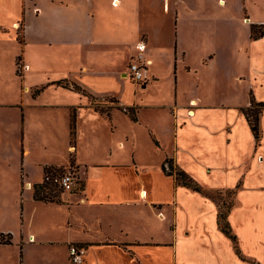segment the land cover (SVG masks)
Masks as SVG:
<instances>
[{"label":"crops","instance_id":"0c3cea01","mask_svg":"<svg viewBox=\"0 0 264 264\" xmlns=\"http://www.w3.org/2000/svg\"><path fill=\"white\" fill-rule=\"evenodd\" d=\"M47 1L63 16L48 22L43 34L62 43L57 49L74 63L68 70L73 75L34 86L39 92L24 87L27 77L48 72L44 55L52 49L50 41L32 44L25 36L19 45L27 69L22 78L14 69L22 82L21 101H0V108L19 109L22 117L26 107L48 108L51 115L66 108L68 156L62 162L38 161L42 175L35 180L23 167L33 146L28 129L17 174L7 127L0 128V234L12 235L11 245H0V264H19L11 257L18 255L12 250L17 237L24 251L36 244L64 247L69 264L71 246L86 249L84 264H264V34L253 39L251 33L252 27H264V0ZM132 56L134 63L148 62L145 83L130 79L131 64L125 69ZM107 65L134 85L133 99L100 96L84 84L92 70L104 76ZM67 80L65 86L54 84ZM49 87L62 103L40 105L38 98ZM87 93L113 97L117 107L105 115L90 108ZM253 102L263 104L259 139L245 115ZM82 116L86 123L98 119L109 125L104 140L91 141L89 158L83 155ZM56 137L51 125L40 142L48 147ZM71 154L82 185L72 192L59 189L62 196L50 203L36 199L59 197L56 187L40 189L45 169L72 167ZM175 170L220 199L179 184ZM224 204L235 241L220 226ZM19 205L22 220L15 231ZM39 210L48 215L38 216Z\"/></svg>","mask_w":264,"mask_h":264},{"label":"rangeland","instance_id":"374dc122","mask_svg":"<svg viewBox=\"0 0 264 264\" xmlns=\"http://www.w3.org/2000/svg\"><path fill=\"white\" fill-rule=\"evenodd\" d=\"M33 3H36L37 7L40 8V15L36 16L37 8L34 10ZM63 10L56 7H52L50 2L47 0H0V101H5L3 104H14L21 101V87L22 82L18 80L15 76L14 69H16V74L20 75L21 78L24 76V67L26 64L23 62L21 45L23 44L24 37L30 43H35L36 41H50L52 42V49L45 50V55H48L46 62L48 72L46 74L42 73L39 76H33L25 82L23 81L24 87L29 88L36 85L47 84L48 82L54 80H60L67 78L69 76L68 71L73 68L72 62L67 61L57 49L61 47L62 43L56 42V40L47 39L48 35L43 34L44 26L48 27L50 24L48 22L54 21L56 19L62 18ZM59 17V18H58ZM14 19H18L16 22L18 28H11V23ZM26 26V35H25ZM14 39L11 40V39ZM18 42V43H16ZM42 46L43 43H40ZM29 47V46H28ZM44 52V50H43ZM19 53V55H18ZM20 56L17 57L16 56ZM135 57H131L130 60L124 65L127 68L130 64L134 63ZM94 69V68H93ZM104 76L96 75L92 70L90 73L92 75H87L84 79V84L91 88L96 94L102 95L114 94L117 95L119 99L128 102L131 98H134V85L127 83V81H121L116 74V68L107 65ZM73 75L72 73L70 74ZM127 77V74H126ZM50 79V81H48ZM67 81H63L66 84ZM69 83V82H68ZM25 90V88H22ZM40 89V87L32 88L31 92L34 93ZM89 98L90 108L96 109L105 115L110 114L117 107L112 103L113 97H94L87 93ZM30 95H26L24 99V104L28 105L30 101ZM40 105H49L51 103H62V101L57 97L52 95L51 88H46L45 91L38 98ZM36 101V100H35ZM73 104L79 103L74 100ZM119 104V103H118ZM117 104V105H118ZM51 109H43L39 107H26L24 110V116L19 109L10 108H0V128L3 129L7 127L8 133L6 138L8 139V145L10 147V161L12 164L16 165L17 174L21 175V138H23L24 149H28V129L32 135L33 146L30 144V155L24 154L23 167L25 172L28 169L35 174V180L41 179V169L37 168L35 165L38 161L54 160L62 162L68 156L67 153V137H65L66 128V108L55 109L51 115ZM62 112V113H59ZM72 112V111H71ZM59 113V114H58ZM58 114V115H57ZM86 116H82L80 119V135L81 143L83 144V154L87 158L91 155L90 144L94 139L104 140L109 134V125L102 120L90 119L88 123L84 122ZM22 119H24L22 121ZM56 128L57 137L51 146H45L41 139L49 133V126ZM26 128L23 134L20 132L21 127ZM10 127V129H8ZM62 130V134L60 132ZM95 132L96 135L92 134ZM71 145H74V137L70 139ZM68 161L72 168L75 165V156L71 154L68 157ZM71 166L66 168H60L64 171L70 170ZM175 170L172 173L177 177V172ZM58 198L56 199H46L48 201H56L62 194L57 188ZM232 192H227L228 196H231ZM209 194L216 199L220 198V195L215 190H210ZM50 203V202H48ZM20 213L16 219V225L13 227L15 231H19V225L21 224V205H19ZM222 213H227L228 205L224 204L222 207ZM48 215L47 211L39 210L38 216ZM29 216V214H28ZM24 220V218H23ZM62 219H60L61 221ZM19 224V225H18ZM27 226V225H26ZM17 242L12 250L18 251V255L12 254V258L15 262L21 264L25 262L26 264H69L67 258V250L64 247L57 246L53 248L38 247V245H32L26 248L24 251V246L21 244L20 238H16ZM23 248V249H22ZM22 249V250H21Z\"/></svg>","mask_w":264,"mask_h":264},{"label":"trees","instance_id":"16d2710c","mask_svg":"<svg viewBox=\"0 0 264 264\" xmlns=\"http://www.w3.org/2000/svg\"><path fill=\"white\" fill-rule=\"evenodd\" d=\"M252 38L253 39H258L260 38L263 34H264V27L263 28H258V27H252ZM58 86H65L63 85L62 81L56 82L54 83ZM40 90H38L37 92H39ZM262 107L263 104H259V103H255L253 102L252 105V109H247L245 110V115L249 120V123L251 125L252 131L256 137V139H259L260 137V131H259V116L260 113L262 112ZM103 112V111H102ZM132 119L136 120V117L134 115L133 112H130ZM76 135V112L75 110L72 112L71 115V136L75 137ZM169 162V161H168ZM171 164V163H170ZM171 168L173 169V166H171ZM64 170L60 169V168H46L45 169V177L48 178L45 182L43 183L42 188H40L41 190H48L51 187H56L59 189V187L57 186V184H54V180L55 178L60 175ZM177 177H176V181L183 185L186 186L188 188H191L195 191H198L200 193L203 194H209V192H207L203 187H201L198 183H196L194 180H192L186 173H184L183 171H178L177 173ZM210 195V194H209ZM215 198V197H214ZM36 199L38 200H43L46 201V199H50L47 196H40L38 194V196H36ZM220 199V198H219ZM218 199V200H219ZM229 208V206H228ZM227 218V213H220L219 216V221H220V226L223 229V231L230 236L234 241L236 240L235 237L233 236L230 227L226 221ZM12 244V235L8 234H0V245H11Z\"/></svg>","mask_w":264,"mask_h":264},{"label":"built area","instance_id":"2783aa9c","mask_svg":"<svg viewBox=\"0 0 264 264\" xmlns=\"http://www.w3.org/2000/svg\"><path fill=\"white\" fill-rule=\"evenodd\" d=\"M138 48L143 50L145 48L144 43H140ZM139 60L142 59V56H139ZM148 62H139L132 63L129 69V77L136 84H142L146 82V66ZM27 67H24L26 70ZM48 178L44 177V183L47 182ZM54 184H57L59 189L63 191H75L82 185V179L79 176L78 170L74 168H70V170L63 171L60 175H58ZM70 263L71 264H84V258L86 255V249L80 246H71L70 251Z\"/></svg>","mask_w":264,"mask_h":264}]
</instances>
